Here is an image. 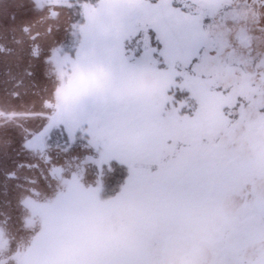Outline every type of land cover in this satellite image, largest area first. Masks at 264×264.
Wrapping results in <instances>:
<instances>
[{
	"label": "snow or ice",
	"instance_id": "obj_1",
	"mask_svg": "<svg viewBox=\"0 0 264 264\" xmlns=\"http://www.w3.org/2000/svg\"><path fill=\"white\" fill-rule=\"evenodd\" d=\"M0 264H264V0H0Z\"/></svg>",
	"mask_w": 264,
	"mask_h": 264
},
{
	"label": "rangeland",
	"instance_id": "obj_2",
	"mask_svg": "<svg viewBox=\"0 0 264 264\" xmlns=\"http://www.w3.org/2000/svg\"><path fill=\"white\" fill-rule=\"evenodd\" d=\"M239 203H240L239 195H238V194H233V195L231 196V204H232L233 206H238Z\"/></svg>",
	"mask_w": 264,
	"mask_h": 264
}]
</instances>
